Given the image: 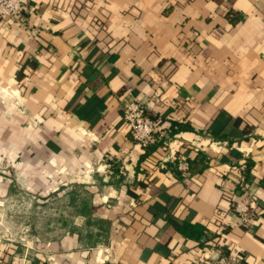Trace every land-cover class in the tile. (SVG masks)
Instances as JSON below:
<instances>
[{"label":"crops","instance_id":"0c3cea01","mask_svg":"<svg viewBox=\"0 0 264 264\" xmlns=\"http://www.w3.org/2000/svg\"><path fill=\"white\" fill-rule=\"evenodd\" d=\"M130 101L169 148L132 141ZM170 147L189 175L160 168ZM3 156L67 211L0 264H264V0H31L0 17ZM245 164L247 228L228 198Z\"/></svg>","mask_w":264,"mask_h":264},{"label":"rangeland","instance_id":"374dc122","mask_svg":"<svg viewBox=\"0 0 264 264\" xmlns=\"http://www.w3.org/2000/svg\"><path fill=\"white\" fill-rule=\"evenodd\" d=\"M15 174L12 162L1 157L0 257L22 244L28 245V241L38 235L48 234L47 228L66 216L58 212L61 207L63 211L66 208L65 204L56 202L57 192L20 188L11 182L15 181Z\"/></svg>","mask_w":264,"mask_h":264},{"label":"built area","instance_id":"2783aa9c","mask_svg":"<svg viewBox=\"0 0 264 264\" xmlns=\"http://www.w3.org/2000/svg\"><path fill=\"white\" fill-rule=\"evenodd\" d=\"M31 0H0V17L8 20L18 19L29 7ZM123 124L130 132L132 141L146 147L155 141L163 140V145L169 148L172 140L164 128L163 121L153 119L147 115V107L136 101L128 102L122 110ZM171 162L177 163L179 171L189 175L191 165L184 155L178 154L170 147V155L162 160L160 168ZM231 171L245 172L242 165L231 167ZM234 188L228 193L232 209L239 219L240 225L250 227L256 218L255 200L250 195L244 179L235 178ZM210 264H239V258L222 256Z\"/></svg>","mask_w":264,"mask_h":264},{"label":"trees","instance_id":"16d2710c","mask_svg":"<svg viewBox=\"0 0 264 264\" xmlns=\"http://www.w3.org/2000/svg\"><path fill=\"white\" fill-rule=\"evenodd\" d=\"M180 127H181V123L174 122L173 126L171 128H169V132L175 133L178 130H180ZM162 145H163V140H160V141H155L154 143L146 146L145 148L147 149V154L150 153V151L157 149L158 147H160ZM176 166H177V163H174L171 165V167L174 169ZM242 166L245 167L244 174L242 171H231V174H232V176H234L237 179H244L245 180L248 173H250V168H249L250 164H245ZM203 230H204V228L200 225H192V224H187V223L182 225V232L186 236L198 238L201 235V233L203 232Z\"/></svg>","mask_w":264,"mask_h":264}]
</instances>
